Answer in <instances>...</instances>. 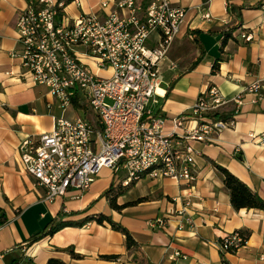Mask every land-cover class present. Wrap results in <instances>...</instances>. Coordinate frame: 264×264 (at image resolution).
I'll return each instance as SVG.
<instances>
[{
  "label": "crops",
  "instance_id": "1",
  "mask_svg": "<svg viewBox=\"0 0 264 264\" xmlns=\"http://www.w3.org/2000/svg\"><path fill=\"white\" fill-rule=\"evenodd\" d=\"M56 1L63 2L61 14L69 18L106 11L99 6L101 0ZM169 1L187 13L163 65L164 79L151 110L165 118L178 115L209 84H215L229 99L220 112L230 116L234 110L230 98L256 81L259 92L244 94L233 127L221 131L214 142H193L199 155L190 187L169 178L143 177L124 188L110 170L103 169L79 200L69 194L46 202L45 190L19 162V145L28 136L51 130L53 117L66 116V110L46 86L31 81L18 56L15 23L29 0H0V216L4 219L0 264H46L49 259L64 264H264V211L234 209L216 167L227 169L264 199V3ZM229 5L241 7L238 17L228 11ZM203 13L209 17H202ZM232 27L231 37L221 45V31ZM242 31L252 33L253 39L242 41ZM169 62L176 67L169 69ZM67 110L77 116L74 107ZM107 175L111 181L100 185V178ZM110 186L109 195L115 196L118 209L103 194ZM61 213L74 221L96 214L109 216L129 231L136 245L127 247L122 232L95 220L26 243ZM234 231L246 235L245 244L236 253L222 256L218 241Z\"/></svg>",
  "mask_w": 264,
  "mask_h": 264
},
{
  "label": "built area",
  "instance_id": "2",
  "mask_svg": "<svg viewBox=\"0 0 264 264\" xmlns=\"http://www.w3.org/2000/svg\"><path fill=\"white\" fill-rule=\"evenodd\" d=\"M99 6L103 14L69 18L62 15L63 6L52 8V0H29L17 14L18 56L31 81L46 86L62 111L75 102L85 110L84 116L53 117L51 130L19 145V162L45 190L46 202L69 194L79 200L103 169L124 188L143 177L190 187L199 155L193 142L212 143L232 128L244 94L260 89L256 81L230 98L234 110L227 120L214 117L229 101L215 84L178 115L154 113L150 105L157 103L163 65L187 9L169 0H101ZM34 29H41V37H34ZM55 34H62V41H55ZM240 38L250 42L253 34L242 31ZM175 67L169 62V69ZM203 120H211V127H203ZM131 122H138V129H131ZM161 154H169L168 164L144 174L148 162ZM132 170H142V177L132 178ZM245 240L239 231L226 233L218 241L219 252L234 254Z\"/></svg>",
  "mask_w": 264,
  "mask_h": 264
},
{
  "label": "trees",
  "instance_id": "3",
  "mask_svg": "<svg viewBox=\"0 0 264 264\" xmlns=\"http://www.w3.org/2000/svg\"><path fill=\"white\" fill-rule=\"evenodd\" d=\"M65 1L68 2L70 0H65ZM262 3H264V0H262V2L259 3L257 6H261ZM240 8L241 7H235L233 5H229L228 11L230 13L236 12V16L238 17L239 16L238 13L240 12L239 11ZM234 29H235V27H232V28H228L226 30L221 31V33L223 34L221 45L224 44V41L227 38L231 37ZM191 40L193 42H196L193 37H191ZM202 53L203 52L201 51L199 57L195 60L194 63H196L199 60V58H201ZM216 69H217V61H215V63L213 64L212 71L214 72ZM73 107L75 109H78L80 107V105L75 102L73 104ZM214 117L218 118V119H222V120H227V119H229L230 116L226 115L222 112H219V113H216L214 115ZM216 167L222 175L223 184L229 192L230 203L234 209L239 210L242 208H246V209L252 208V209H258V210L264 211V199H262L255 191H253L251 188H249L243 181H241L235 175L230 173L227 169H225L221 166H218V165H216ZM140 177H142V174L140 175ZM133 183H131V185ZM130 186H128V187H130ZM111 191H112V186H110L107 190H105V192H103V194L108 197L110 204L113 207L118 209L120 206H117L115 204V202H114L115 196L111 197L109 195L111 193ZM117 193L119 194V192H117ZM66 215L67 214H65V213H61L56 218L50 220L47 224V227L44 229L43 232L35 234L30 239H28L26 243L31 244V243L39 240L41 237H43L45 235H52L53 233H55L56 231H58L64 227L81 226L88 221L95 220L97 223H102L103 221H106L110 224V226L113 229L122 232L125 235V241H126L127 247H131L133 245H136V243L133 240L129 231L122 224L112 221L109 216H106L103 214H96L94 216H86L84 219H82L80 221H74V220H70V219L69 220L64 219V217ZM2 223H4V219L0 216V224H2ZM244 236L246 238V235H244ZM70 252L73 254L72 250H70ZM46 264H64V263L58 259H49Z\"/></svg>",
  "mask_w": 264,
  "mask_h": 264
},
{
  "label": "bare ground",
  "instance_id": "4",
  "mask_svg": "<svg viewBox=\"0 0 264 264\" xmlns=\"http://www.w3.org/2000/svg\"><path fill=\"white\" fill-rule=\"evenodd\" d=\"M63 6V2L52 0V8H60ZM34 37H41V29H34ZM55 41H62V34H55ZM203 127H211V120H203ZM131 129H138V122H131ZM169 154H161L155 160L148 162L144 167V174H156L161 171L165 164H168ZM142 174V170H132V178H139Z\"/></svg>",
  "mask_w": 264,
  "mask_h": 264
},
{
  "label": "rangeland",
  "instance_id": "5",
  "mask_svg": "<svg viewBox=\"0 0 264 264\" xmlns=\"http://www.w3.org/2000/svg\"><path fill=\"white\" fill-rule=\"evenodd\" d=\"M87 112H90L89 110H87ZM91 113V112H90ZM84 114H85V110L83 109V108H78L77 109V115H79V116H84ZM65 115L66 116H68V117H72V116H74V112H73V114H72V112L71 111H69V110H66V113H65ZM88 118H89V116H87ZM106 172H108V170H106V169H104ZM108 173H110V172H108ZM121 175V174H120ZM111 176V175H110ZM101 179V181H100V185H102V184H104V183H107L108 181L110 182L111 181V179H110V177H109V179H108V175H107V177H102V178H100ZM114 180H116V178L114 179Z\"/></svg>",
  "mask_w": 264,
  "mask_h": 264
}]
</instances>
